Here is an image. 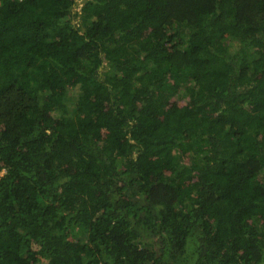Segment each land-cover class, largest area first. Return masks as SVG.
Returning a JSON list of instances; mask_svg holds the SVG:
<instances>
[{
	"label": "trees",
	"instance_id": "obj_1",
	"mask_svg": "<svg viewBox=\"0 0 264 264\" xmlns=\"http://www.w3.org/2000/svg\"><path fill=\"white\" fill-rule=\"evenodd\" d=\"M0 264H264V0H0Z\"/></svg>",
	"mask_w": 264,
	"mask_h": 264
},
{
	"label": "rangeland",
	"instance_id": "obj_2",
	"mask_svg": "<svg viewBox=\"0 0 264 264\" xmlns=\"http://www.w3.org/2000/svg\"><path fill=\"white\" fill-rule=\"evenodd\" d=\"M231 51H237V48L233 47V49H231ZM78 94L77 89H69L67 92V96L72 99L74 96H76Z\"/></svg>",
	"mask_w": 264,
	"mask_h": 264
}]
</instances>
